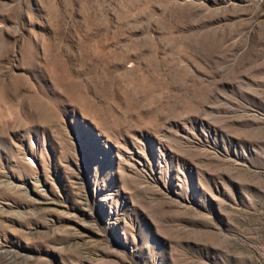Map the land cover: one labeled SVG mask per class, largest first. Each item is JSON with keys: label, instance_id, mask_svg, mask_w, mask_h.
Masks as SVG:
<instances>
[{"label": "rangeland", "instance_id": "1", "mask_svg": "<svg viewBox=\"0 0 264 264\" xmlns=\"http://www.w3.org/2000/svg\"><path fill=\"white\" fill-rule=\"evenodd\" d=\"M0 264H264V0H0Z\"/></svg>", "mask_w": 264, "mask_h": 264}]
</instances>
